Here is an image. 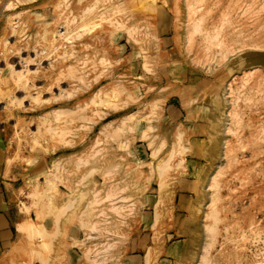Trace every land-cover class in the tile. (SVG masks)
Listing matches in <instances>:
<instances>
[{"label":"rangeland","instance_id":"rangeland-1","mask_svg":"<svg viewBox=\"0 0 264 264\" xmlns=\"http://www.w3.org/2000/svg\"><path fill=\"white\" fill-rule=\"evenodd\" d=\"M1 151L0 264H264V0H0Z\"/></svg>","mask_w":264,"mask_h":264},{"label":"crops","instance_id":"crops-1","mask_svg":"<svg viewBox=\"0 0 264 264\" xmlns=\"http://www.w3.org/2000/svg\"><path fill=\"white\" fill-rule=\"evenodd\" d=\"M2 153L3 151L0 152ZM4 161L5 159L0 155V248L13 238L11 228L18 222L14 193L19 188L17 183L21 181L22 184L23 180L28 177L18 170L6 175Z\"/></svg>","mask_w":264,"mask_h":264},{"label":"bare ground","instance_id":"bare-ground-1","mask_svg":"<svg viewBox=\"0 0 264 264\" xmlns=\"http://www.w3.org/2000/svg\"><path fill=\"white\" fill-rule=\"evenodd\" d=\"M16 12H17V11H16ZM11 15H12V14H11ZM12 16H13V15H12ZM12 16H11V17H12ZM2 50H3V49H2ZM8 50H9V49H8ZM9 51H10V50H9ZM15 52H16V51H15ZM13 53H14V52H13ZM16 53H17V52H16ZM18 54H19V52H18ZM23 54H24V53H23ZM23 54H21V55H23ZM30 55H31V54H30ZM33 55H34V54H33ZM24 57H25V56H24ZM2 58H3V57H2ZM10 59H11V58H10ZM10 59H9V60H10ZM18 59H19V58H18ZM29 60H30V59H29ZM10 61H11V60H10ZM30 61H31V60H30ZM30 61H26V62H28V64H29ZM12 62H13V61H12ZM26 62H25V63H26ZM33 62H34V61H33ZM22 63H23V62H22ZM34 63H35V62H34ZM34 63H33V64H34ZM28 64H27L26 66H28ZM30 64H31V63H30ZM42 64H43V63H42ZM8 65H9V64H8ZM17 65H18V64H17ZM38 65H39V64H38ZM18 66H20V65H18ZM32 66H33V65H32ZM32 66H31V67H32ZM35 66H36V65H35ZM13 67H14L13 65L9 66V70H10L11 72L13 71ZM15 67H16V65H15ZM23 68H24V67H23ZM27 68H28V67H27ZM28 69H29V68H28ZM19 70H21V69H19ZM32 70H33V69H32ZM16 71H17V70H16ZM11 72H10V73H11ZM30 72H33V71H30ZM12 73H13V72H12ZM24 73H27V70H26V72H24ZM24 73H23L22 71H19V72L17 71V73H14V75H16V77L14 76V77H15V81L20 82L22 78H26V77L24 76ZM9 75H10V74H9ZM12 75H13V74H12ZM10 77H11V75L9 76V78H10ZM12 77H13V76H12ZM12 77H11V78H12ZM11 78H10V79H11ZM111 86H112V85H111ZM109 87H110V86H109ZM116 87H117V86H116ZM114 88H115V87H114ZM102 91H103V89H102ZM96 95H97V94H96ZM103 95H104V93H103ZM30 97H33V96H31V95L28 96V98H30ZM22 98H23V97L21 96V98H19V99L21 100ZM90 101H91V100H90ZM57 112H59V111H57ZM57 112H56V113H57ZM52 113H53V111H52ZM46 114H47V113H46ZM60 116H61V115H60ZM34 132H35V131H32V133H34ZM99 133H100V132H99ZM61 161H62V160H60V161L57 160V161L53 164L52 169L55 170V169H57L58 166L60 167V166H61V163H60ZM38 184L41 185L42 183H41V182H37V183L35 182L34 184H31L30 187H31V186H34V188H32V189L34 190V189H35V186H37ZM28 194H31V193H28ZM29 225H32V224L29 223ZM29 225H28V226H29ZM20 226L22 227V224H20L19 226H17V229H18ZM23 228H24V227H23ZM18 230L20 231V228H19ZM16 231H17V230H16ZM21 231H22V228H21ZM21 231H20V233H22ZM18 233H19V232H18Z\"/></svg>","mask_w":264,"mask_h":264}]
</instances>
